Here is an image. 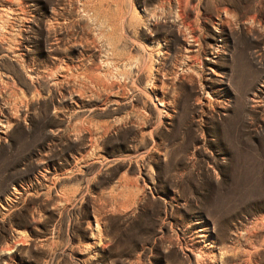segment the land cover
I'll list each match as a JSON object with an SVG mask.
<instances>
[{
    "label": "rangeland",
    "instance_id": "374dc122",
    "mask_svg": "<svg viewBox=\"0 0 264 264\" xmlns=\"http://www.w3.org/2000/svg\"><path fill=\"white\" fill-rule=\"evenodd\" d=\"M0 264H264V0H0Z\"/></svg>",
    "mask_w": 264,
    "mask_h": 264
}]
</instances>
